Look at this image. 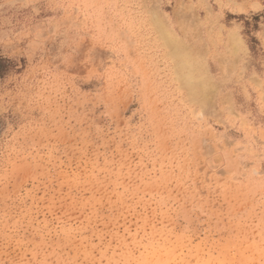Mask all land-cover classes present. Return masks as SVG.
<instances>
[{"label": "rangeland", "instance_id": "rangeland-1", "mask_svg": "<svg viewBox=\"0 0 264 264\" xmlns=\"http://www.w3.org/2000/svg\"><path fill=\"white\" fill-rule=\"evenodd\" d=\"M0 264H264V0H0Z\"/></svg>", "mask_w": 264, "mask_h": 264}, {"label": "bare ground", "instance_id": "bare-ground-1", "mask_svg": "<svg viewBox=\"0 0 264 264\" xmlns=\"http://www.w3.org/2000/svg\"><path fill=\"white\" fill-rule=\"evenodd\" d=\"M178 62V61H177Z\"/></svg>", "mask_w": 264, "mask_h": 264}]
</instances>
